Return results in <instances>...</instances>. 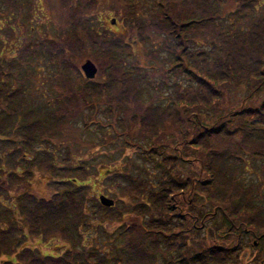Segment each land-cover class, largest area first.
Masks as SVG:
<instances>
[{"label": "trees", "instance_id": "1", "mask_svg": "<svg viewBox=\"0 0 264 264\" xmlns=\"http://www.w3.org/2000/svg\"><path fill=\"white\" fill-rule=\"evenodd\" d=\"M42 1L0 0L2 264H264V181L242 180L264 175V0H58L36 22ZM100 11L124 30L90 27ZM78 26L97 32L100 82L66 81ZM42 64L54 101L30 85ZM102 169L110 207L91 192Z\"/></svg>", "mask_w": 264, "mask_h": 264}, {"label": "rangeland", "instance_id": "2", "mask_svg": "<svg viewBox=\"0 0 264 264\" xmlns=\"http://www.w3.org/2000/svg\"><path fill=\"white\" fill-rule=\"evenodd\" d=\"M58 2V0H44L41 2V4L38 6V9L41 8V7H50V5L52 3H56ZM53 11V14L51 13H48V11L45 9V13H46V16H48V18L44 21H50L52 19H54L55 21H62V22H59L63 28L66 27V22H68L67 19H61V18H55L58 13H59V10L58 11H55L54 9H52ZM42 13V11L39 10H36V13H35V20L40 17V14ZM104 14H102V11H100L99 13H97L96 15H93L89 17V26L92 27L93 29L95 30H100V31H104V30H108L110 32H116V33H121L123 30H124V27L121 23H117V20L115 18V16L113 15H108L106 14L105 12H103ZM8 21V20H7ZM40 22L39 20H36V22ZM116 22V23H113V22ZM52 26V25H51ZM81 26V25H80ZM25 31V30H24ZM95 33V35H93ZM92 34V35H91ZM97 32L96 31H85L84 28H79V26L77 27V32L72 36V38H70V47L74 48L75 49V53L74 55L71 56V63H72V66L75 67V70H71V73H70V80L69 78L66 80V81H70L71 80L73 81V76H76L77 75V71L76 70H80L82 72V74L84 75L85 77V74L84 72L82 71V64H84V62L88 59L92 60L98 67V72H97V75L96 77H100L102 75V72H101V69L99 68L100 67V62L98 60H96L95 58H93L92 56V53L95 52V47H94V43L93 41L97 38ZM26 36H24L25 38ZM4 39H6L5 37H3ZM22 38V39H24ZM22 39H17L15 42L11 43L10 46H9V50H17V48L20 46V43L23 41ZM15 44L17 45L15 47ZM102 63V62H101ZM50 74V73H49ZM54 75H52V73L50 74V76H48V69L47 67H45V64H42L40 65L39 67V70H35V72L31 75L30 77V81H31V88L33 91H35L38 87L40 88H43L45 87V92H47V95L48 97H46L47 100H51L54 101L55 97H56V94H61V90H60V87H54V84L57 83V80H60L61 78V75L59 74V77L55 80H53L54 78ZM95 79L96 81H99L98 79ZM86 78V77H85ZM49 79V80H48ZM100 82V81H99ZM58 94V95H59ZM54 98V99H53ZM60 99V98H59ZM57 102H55V106H56ZM100 116V119H102V112H100L99 114ZM97 133H99L97 131ZM88 140H98L99 137H97L96 134H94L93 136H88L87 137ZM75 145V144H74ZM60 151H63L64 150V146L59 144V148H58ZM79 153L82 154V158L84 159H87L85 157H88L90 159V156H92V153L89 155V153L86 155V153L88 152L87 149H79L78 150ZM61 154V153H60ZM62 155V154H61ZM62 157H60L61 159ZM257 160V163L260 165L263 164V160L260 158V157H257L256 158ZM250 163V162H248ZM247 163V164H248ZM252 164L253 161H251ZM102 173H101V176L100 178H93L91 181V185H92V190L91 192L92 195H96L98 196L100 193H105L107 195H109L108 193L104 192L105 191V186L104 184L102 183L101 179H102V176H104V169L101 170ZM260 172L257 171V167L254 166L251 167V164H248L244 170V177L242 180H244L245 182H251L253 180H262L264 181V175L263 174H259ZM38 179H44V177L40 175H38L37 177ZM45 188V187H44ZM110 196V195H109ZM197 210H200V208H197ZM213 226H210L208 227L209 229H211V227H215V224L217 223H211ZM214 235L210 232H206V235H205V242L203 240H200L199 238H197L199 241H202V244L203 246H207V245H211L214 241L212 238ZM216 236H218V238L222 237L223 236L221 234H217ZM258 237V236H257ZM220 240V243H222V239H219ZM229 242V243H228ZM255 244L259 245L258 243V238H255L254 241ZM231 241H227L226 240V244H230ZM65 243L61 240H58V239H53V240H47V241H44L41 237L40 238H34L33 240H30L28 241V245L31 246V247H38L40 248V250L43 252V253H50L51 255H57L60 251L64 250V245ZM246 257H249V259H253V256H255L256 254V251L253 250L251 247H247L245 250H244V253H243ZM118 256H121L118 255ZM6 256H4L3 258L1 259H5ZM13 259V258H12Z\"/></svg>", "mask_w": 264, "mask_h": 264}, {"label": "water", "instance_id": "3", "mask_svg": "<svg viewBox=\"0 0 264 264\" xmlns=\"http://www.w3.org/2000/svg\"><path fill=\"white\" fill-rule=\"evenodd\" d=\"M115 23V21H114ZM82 70L85 72V75L88 79H93L96 77L98 68L97 65L90 59L86 60L84 64H82ZM100 202H102L103 205L105 206H113L115 204L114 200L105 196L101 195L100 196Z\"/></svg>", "mask_w": 264, "mask_h": 264}]
</instances>
